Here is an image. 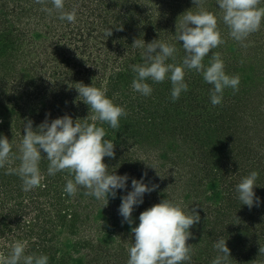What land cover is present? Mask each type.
<instances>
[{"label": "rangeland", "instance_id": "1", "mask_svg": "<svg viewBox=\"0 0 264 264\" xmlns=\"http://www.w3.org/2000/svg\"><path fill=\"white\" fill-rule=\"evenodd\" d=\"M35 2L38 5L33 3V0L32 3L31 0H13V2L12 0H0V6L1 4L5 5L7 10L12 9L14 3L25 8L22 16H18V19H11V23H14L13 27L5 28L4 26L3 28L0 23V41L6 40L13 48L6 49L4 55L0 54V105H3L10 113L9 119L15 121V98L20 97L21 112L24 111L22 105H27L30 102L32 106L22 120L24 124L31 121L33 130L38 120L39 109H36V105L42 108L53 103L54 94L58 97L61 96L60 101L63 100V102L60 106L65 114L74 119L69 112L74 114V111L78 112L79 110L78 104L82 97L77 95L78 98H76L74 95L77 92L75 87H79V83L91 85L101 80L100 87H106L109 76L113 73L131 72L134 76L130 65L143 62L141 50L132 46L135 39H144L146 43L156 39L176 43L178 52L175 63H181L185 54L181 46L183 42L181 41V44L176 42L174 36L179 25V16L189 9L197 10L193 0H107L120 28L126 34L129 32V37H132L131 41L128 40L131 46L125 47L126 44L123 45L122 41L123 48L116 33L110 47L105 50L102 49L101 44L93 47L94 45L91 43H96L105 38V30L102 28H85L89 25L83 23L79 25L78 22H75L73 25L79 26L80 32H83L87 42H89L88 45L83 46L88 48L84 52L81 50L83 47L75 49L77 46H81L78 41L81 33H76L78 28L64 27L67 24L66 20L52 19L53 14L57 15L55 9L42 5V0ZM30 4L34 5L32 12L29 10ZM217 6L216 0H203V7L216 13L218 27L225 41L224 44L212 51L220 53L224 63L229 66L228 69L227 67L225 69L229 75H239L240 77L239 90L233 92L231 89H226L222 103L224 105V101H228L233 104L237 101L240 104L239 107L232 108L230 106L224 120L220 118V112L212 110L216 107L211 103L203 105L204 107L202 105L193 106L190 112L186 94L193 90V85H189V90L181 94L185 98L184 105L177 112L185 111L188 113H184L180 117L175 116V118L176 124H180L183 120L186 122L185 128L190 127L193 131L192 137L188 134V137L184 139V132L173 131L170 127V121L166 119L167 117L160 120L159 113H155V123L159 128H162L163 132L159 133L161 129H158V132L154 131L155 133L148 139L139 132L138 142L124 136L120 150L122 153L124 149L127 151L126 159L138 160L139 164L143 166L142 169L150 171L148 175V178H152L150 185H158L156 190L148 195L149 198H146V203H143L142 208L147 209L153 206L157 202V192L160 191L159 193H164L165 199L179 202L186 212L195 209L200 220L190 229L191 233L194 228V233H198L199 242L194 247L198 248L201 245L204 247L207 242H211L212 247H214L215 241L223 237L224 234L225 236H233L234 234L229 233L224 228L223 235L208 236L212 227L207 220L211 215L205 206H210V203L207 202L208 205H205L202 199H196V194L201 196L205 192L211 196V187L217 184V189H220V186L217 181H208L206 185L199 183L200 165H188L186 158L191 156L193 141L206 136V132L203 130L222 124L223 135L224 137L230 136L228 139L230 143L234 141V138L241 141L237 152L244 145L249 148L248 157L246 150H241L239 153H244L243 159L249 158L247 161H251L253 171L259 173L256 187L261 188L263 185V191H255L260 202L252 207L254 215L249 217L251 219L247 217V220L253 219L252 222H254L253 225L249 226L250 231L241 235L243 239L234 235L236 239L241 240L236 246L240 251L246 253V258L241 257V259H248L246 263H238L253 264L252 250L256 259L254 264H264V23L261 24L259 31L252 33L245 41L237 42L229 35V30L221 19L222 12ZM260 7H264V2L260 4ZM129 17L133 19L135 28H123V24L128 21ZM149 22L153 24L151 25ZM154 24L159 25L160 28H156ZM132 29L136 31L133 35ZM103 35L104 37H102ZM53 48L54 50L62 49L58 50L59 57L52 55ZM65 53L70 55L76 53V56L83 57V60L82 62L80 59L76 60L75 68H66L64 64L66 62L74 64L75 57L72 60L68 55L63 56ZM91 60H93L92 63ZM208 62L209 57H205L204 63L208 64ZM6 71H12L10 72L12 75H7V80L4 82ZM85 71H89L91 74L84 75ZM192 71H186V81L192 75ZM49 75L53 77H50V81L55 80L56 83L47 84L45 81H40V79L49 81ZM81 78L84 79L80 81ZM164 83H169V81L153 84L154 92L157 89L163 90ZM36 86L39 87L37 88L38 92L34 89ZM198 89L199 93L203 91L202 88ZM154 92L151 97H144V99L147 102L152 101ZM125 94L133 98H142L138 93L132 92L131 85L130 91L126 90ZM132 100L130 98L125 99L123 104L125 109L134 105ZM162 100L163 96L158 100L155 99L152 104L146 103L143 106L144 109L138 107L134 110L131 108L133 114L129 113L127 109L128 118L131 120L136 118L140 127H143L144 116L150 113L149 110L152 112L158 108V111L162 112L163 107L168 108L166 101L158 106V102ZM195 100L197 104L201 103L202 97L198 95ZM85 113L92 115L89 109ZM222 116L224 117L223 113ZM211 122L212 126H210ZM24 124L21 130L22 134H18L12 125L9 127L8 139L14 146H20L25 134ZM230 126L232 128L238 126L237 133ZM158 133L160 140L155 141L159 138V135L155 138ZM200 157L201 155L198 156V158ZM149 165L154 166L156 170ZM121 167L123 166L121 165ZM169 168L171 169L168 170ZM114 171L118 175H123L118 167ZM109 172L112 173V170ZM227 182L229 181L227 180ZM15 188L10 191L9 197L11 198L0 202V254L7 255L14 241L23 240L27 241V253L47 254L49 264H127V249L134 242L132 228L138 226V217L142 211L138 212L135 208L132 213L133 224L122 223L123 218L118 214V207L121 203L119 195L123 192L118 193L116 199L109 198V203L105 207L102 202L97 200L90 204L83 202L79 206H76L74 201L72 204L69 202L70 204L64 209V212L61 207L52 208L46 203L47 196H42L41 201L35 203L33 201L34 196L37 197L34 194L35 188L19 193L16 191L17 186ZM211 204L216 206V202L211 201ZM60 211L63 216H66L65 220L59 214ZM232 216L236 218L237 215L225 218L227 228L231 231L236 230V222L232 224ZM237 220L238 223L241 222V219ZM229 225L231 226L228 227ZM44 229L49 232L47 233ZM222 239L226 240L227 238ZM214 250H216L215 247ZM233 257L234 255L230 256L229 260H232Z\"/></svg>", "mask_w": 264, "mask_h": 264}, {"label": "clouds", "instance_id": "2", "mask_svg": "<svg viewBox=\"0 0 264 264\" xmlns=\"http://www.w3.org/2000/svg\"><path fill=\"white\" fill-rule=\"evenodd\" d=\"M262 2L264 0H216L222 12L221 19L235 41L242 43L252 33L259 31L264 23V7H260ZM51 4L59 12V19L69 23L76 21L75 9L64 11L65 0H51ZM193 4L197 10L189 9L179 16L174 35L176 42H183L180 44L185 54L181 63L168 62L170 59L175 61L178 52L174 42L156 39L146 43L144 39L134 40L132 46L141 50L143 62L130 65L135 74L131 82L133 93L151 97L154 92L152 85L167 80L171 83V101L175 102L189 90L185 77L186 71L191 70L201 74L203 81L212 86L210 103L213 106L222 104L226 89L233 92L239 90V75H229L220 53L212 51L225 43L216 13L206 10L203 0H193ZM205 57H209L208 64L204 63ZM75 88L92 113V121L119 129L120 119L127 112L124 106L116 104L107 95L106 87L79 83V87ZM87 117L74 120L65 114L51 122L46 119L38 126V131L33 130L29 121L24 124L25 134L18 155L13 152L8 138L0 134V167L19 160L18 167L8 168V173L18 175L22 189L30 191L43 186L40 164L42 159H47V175L55 176L66 171L72 176L66 181L64 193L74 196L84 190L85 195L102 202L104 207L108 205L109 198L116 199L118 193L126 192L119 195L121 203L118 214L123 218L122 223L131 225L134 223L132 213L135 208L143 204L145 195L155 191L158 185L145 183V172L140 179L131 178V190H128V174L110 173L104 158L115 157L114 142L105 138L103 126L89 123ZM150 167L156 170L154 166ZM258 177L257 171H251L236 185L235 191L241 205L251 208L259 204L260 198L254 191ZM189 212L179 202L169 199H163L141 212L138 226L132 228L134 242L127 249V264H190L192 247L187 241L192 235L191 227L200 220V216L195 209ZM214 247L217 256L212 264H228L230 250L226 240L218 238ZM0 264H49V257L43 253H27V241L16 240L7 255L0 254Z\"/></svg>", "mask_w": 264, "mask_h": 264}, {"label": "trees", "instance_id": "3", "mask_svg": "<svg viewBox=\"0 0 264 264\" xmlns=\"http://www.w3.org/2000/svg\"><path fill=\"white\" fill-rule=\"evenodd\" d=\"M35 1L36 0H33V3L37 4ZM42 1H43L42 5H46L49 8L50 7L53 8L51 4V0H42ZM70 1L72 2L70 3ZM31 3H32V0H31ZM30 5H31V8L29 10L30 12H32L34 5L32 4ZM73 9L76 10V21L75 22H78L79 25L83 23L85 25L86 24L89 25L85 28H102L105 30L106 32L105 38L103 40L102 39L98 40L96 43H91L92 45H94L93 47L97 46L98 44H101L103 50L110 47V45L112 44L115 38L116 33L118 34V38L121 41L120 45L122 47L125 44H126L125 47L131 46L128 40L131 41L132 37L131 36L129 37V32H127L128 34H126V32L122 28H120V26L117 23V18L115 14L112 12L110 4L107 2V0H65L64 11L70 12ZM24 10L25 8L22 7V5H19L18 3H14V7H12V9L9 8L8 10L5 9V5L1 4L0 6V23L2 24L1 27L3 28L4 26L5 28L13 27L14 23H11L12 22L11 19L13 18L18 19V16L23 15ZM55 12H57V15L53 14L52 16V19L54 20L59 19V12L57 10H55ZM38 18L40 19V17ZM149 24L152 25L153 23L149 22ZM154 25L156 26V28H160L159 25H156V24ZM61 26L62 24L60 25V28ZM64 27L78 28V31L76 33L78 34L81 33L80 36L78 37L79 39L78 41L80 42L81 46H77V48L75 49H81L80 47H83L84 45L89 44L83 32H80L81 30L79 29V26H74L73 23L67 22V24ZM123 28H135V23L131 17H129L128 21L123 24ZM109 29L111 30L110 36H108ZM135 32L136 31L132 29V35ZM145 35L147 36V34ZM102 37H104V35ZM146 39L149 40L148 38ZM122 41H123V45H122ZM10 48H12V45L10 43H7L6 40L0 41V54L2 53L4 55V52H6V49H10ZM58 50H62V49L54 50L53 48L52 49L53 52H51L52 55H55V57H59V55L57 54ZM81 50L85 52L88 50V48L87 46H85ZM67 55L72 60H74V57H75V62L74 64L66 62L64 64L66 68H73V67L75 68L77 64L76 60L80 59L81 62L83 60V57L76 56V53L75 54L73 53L72 55H70L69 53L63 54V56H67ZM80 61H78V63H80ZM92 62L93 60H91V63ZM173 62L175 63V61H172L171 59L169 60V63H173ZM226 67L227 69L229 68V66L225 64V69ZM10 72L12 71H9V72L6 71V75L3 79L4 82H6L7 80L6 78L7 75L9 76L12 75V73L10 74ZM90 74L91 72L85 71L84 75H90ZM191 74L192 75H190L187 82L189 85H193V90H191L190 92L186 94L187 95L186 99L188 101L187 105L190 107V110H189L190 112L193 106H197V105L203 106V105H206L207 103H210V89L212 87L211 85L206 84L203 81L202 75L197 73L195 70H193ZM50 77L52 76L50 75L48 76L49 81H47L46 79H40V81H45L47 84L56 83L55 80L50 81L51 79ZM133 77L134 76H132L131 72H128V73L118 72V73H113L109 76L107 86H106L107 95L110 98H112L116 104L123 106L125 99L127 98L133 99L132 101L134 105L128 106V108H126V110L128 109L129 113L133 114L132 109L135 110V108H138V107L144 109L143 106L146 103L152 104L155 99L158 100L161 96H163V100L161 102H158V106H161L162 105L161 103H163V101H166L168 103V108L163 107L162 112H159L158 108L156 110H153L152 112L151 110H149L150 113L144 116L145 122H144L143 127H140V124L136 120V118H133L132 120L129 119L127 111H126L127 115L120 119L119 129L114 130L110 128L107 124L100 125L98 121H92L90 119L91 115H87L85 113V111H87L89 108L81 100H80L81 102L78 104V109H79L78 112L74 111V114L76 113L77 114L74 115L72 114L71 111L69 112L71 115H73L74 119L83 120L88 116L87 118L89 119V123H97L98 126H103L105 128V131H106L105 138L112 140L114 142L115 157L114 158L105 157L104 163L108 166L109 171L112 170V172H115L117 174V172L114 170L118 167L121 173L129 175L130 179L128 181V184H129L128 190H131V178L140 179L142 173L146 172L147 177L145 179V183L149 185H150V182H152L151 180L152 178L151 177L148 178L150 171H148L147 169H142L143 166L139 164L138 160H132V159L125 158V154H127V151H125L124 149L122 153V150H120V145L123 144L124 136H127L128 139H131L132 141L138 142L139 132L142 133V136L146 139H148L151 135H153L155 133L154 131L158 132V129H161L159 130V133H162L163 132L162 128L161 127L159 128V126L156 125L155 123V120H154L156 118L154 117L155 113L157 114L159 113L160 120L162 118L167 117L166 119L170 121V125H171L170 127L173 131L184 132V135H185L184 139L188 137V134H190L189 136L192 137L191 133L193 132L190 129V127L185 128L186 122H184V120L180 124H176L177 122H176L175 116L180 117L184 113H188V112L184 111L182 113L181 112L177 113L178 109L182 107V105H184L183 103H184L185 98H184V95H181L182 97H180L177 101L175 102L171 101L170 81L169 83H164L163 90L157 89V91L154 92V97H153L154 99H152V101L150 100V102H147V100L144 99V97H142L141 99H138V98H133L132 96H129L128 94H125L126 90L130 91V85L133 80ZM83 79L84 78H81L80 81H82ZM94 85L97 87H100L101 80L95 83ZM37 88L39 87L36 86L34 88L36 89L35 90L36 92H38ZM198 88H202L203 91L199 93ZM116 94L118 95L117 97L115 96ZM74 95L75 97L79 95L78 91L74 93ZM198 95L202 97V100H201L202 104L201 103L197 104L195 102L196 101L195 99ZM54 96L55 97L53 98V103L48 104V106H43L42 107L43 109L40 108L38 105H36V109H39V110L37 113V118H38V120L36 121L37 123L35 122L36 126L34 124L35 126L34 131L46 119L48 120V122H51V120L65 115L64 110L60 106L61 103L63 102V100L60 101L61 96L58 97L56 94H54ZM120 96H123V98H120ZM19 99L20 97L15 98L16 100V104H15L16 113H15V119H14L15 121H11L9 119L10 113L3 105H0V134L4 135L7 138L9 136L8 130L11 125L15 127L16 132L18 134L19 133L22 134L21 130L24 124L22 118L26 115V113L29 112V109L32 106V104L28 101L29 104L22 105V108L24 109V111L21 112V105L19 103ZM239 105L240 104L237 101L233 102V104L232 102L224 101V105L223 103L221 105H217L215 106L216 108L212 110L216 112L217 111L220 112L221 113L220 118L221 119L223 118L222 120H224L227 111L230 110L229 107L231 106L232 108H236V107H239ZM222 113L224 117L222 116ZM212 125L213 124L211 122L210 126ZM220 125L217 127L214 126V128L208 127L207 129L203 130L204 132H206V136H204V138L193 141V144H192L193 151L191 153V156L187 157L186 160H187L188 165H191V166H194L196 164L200 165L199 171L201 173V176L198 179L199 183L201 182L206 185L208 181L210 182L217 181L220 186V189H217L218 188L217 184L211 187L212 188L211 196H209L208 194H205V192H203L201 196L196 194L197 196L196 199H202L205 205H208L207 202L210 203V206H205V209L211 215L209 220H207V222H209L212 227V230L209 232L208 236H216L218 234H219L218 236H221L224 234L223 229L225 228L228 230L229 233H232L236 235V237L238 236L240 237V239H243L241 235H243L247 231H250L249 226L253 225L254 223L252 222L253 219L249 221V219H251L249 217L251 215H254L253 213L254 209H252L253 206L249 208L247 205H241V202L237 199V193L235 191V188H236V185L241 180V178L244 176H247L251 171H253L254 168H252L251 166V161H247V159L249 160V158L244 160L243 159L244 153L242 154L239 153L241 150H246L248 152L247 153V157H248V154L250 153L249 148L246 145H244L242 146L241 150L237 152L236 150L239 146V142L241 143V141L234 138L233 139L234 141L230 143V141L228 140L230 136L224 137L222 124ZM180 127L182 128L180 129ZM141 128H144V129L141 130ZM230 128L232 127L230 126ZM232 129L233 131L235 130V133H237L238 126L233 127ZM159 133L155 136V138L158 137ZM158 140H160V135H159V138L155 141H158ZM12 146H13L12 147L13 152L18 155L19 147L14 146L13 144ZM42 154L46 155L45 153H42ZM199 155H201L200 158H198ZM171 163H174V162H171ZM18 165H19V160H15L12 163L5 164L4 167H0V202L7 198L8 199L11 198L9 197L10 191H12V188H15L16 186H17L16 191L18 193L24 191L22 189V181L20 177L16 174L8 173V168L10 167L15 168V167H18ZM121 165L123 167H121ZM47 167H48L47 159H42L41 164H40V169H41L42 175L44 176V179L42 180L43 186L35 188L34 194L37 195L36 198L35 196L33 198V201H35V203H39L41 201L42 196H47L46 203H48L52 208L61 207L62 210L64 211V209H66V207L70 203L72 204L74 201H75L76 206H79L83 202L90 204L91 202L96 201L95 198L85 195L84 190L79 191L74 196H68L66 193H64L63 189L66 184V181L68 179H71L72 176L69 175L66 171L57 173L55 176H49L47 175ZM170 169L171 168H169L168 170ZM227 180L229 182H227ZM189 183H192V182H189ZM254 191H259V192L263 191V185L261 186V188L255 186ZM159 192H157L158 196L156 200L157 202L155 204L165 199V196L163 195L164 193H159ZM123 194H126V192H123ZM148 195L149 194L145 195L144 203H146V198L147 199L149 198ZM211 201L216 202V206H212ZM142 205L143 204L136 207L138 212H141V211L143 212L144 210H146L145 207L142 208ZM40 211L42 212V210ZM59 214L62 216L63 220H65L66 216L65 215L63 216L61 211L59 212ZM235 214L237 216L236 218L232 216V220H233L232 224L236 222V226H235L236 230L231 231V229L227 228V224L225 223L226 222L225 218L230 217L231 215H235ZM247 217L249 218L248 220H247ZM237 219H241V222L238 223ZM231 225H229L228 227H230ZM46 229H44V231L48 233L49 231ZM194 230L195 228L193 229L192 235L187 241V244H190L192 247V259H191L190 264H212V260L217 256V251L214 250V247H212L211 242L205 243L204 247L203 245H201V246H198V248H195L194 245H196V243L199 242V239H198V233L196 232L197 234H195ZM234 235L225 236L224 234V236L220 238V239L225 238V237L227 238L226 243H227V247L230 250V256L234 255L232 260H228V264H239L243 262L246 263L248 259L246 260L241 259V257L246 258V255H245L246 253L240 251L239 248L236 246V244L240 243L241 240L236 239ZM251 252L253 255L252 262L254 264L256 262V259H255V256L252 250Z\"/></svg>", "mask_w": 264, "mask_h": 264}]
</instances>
